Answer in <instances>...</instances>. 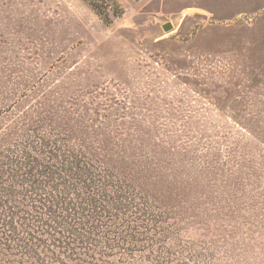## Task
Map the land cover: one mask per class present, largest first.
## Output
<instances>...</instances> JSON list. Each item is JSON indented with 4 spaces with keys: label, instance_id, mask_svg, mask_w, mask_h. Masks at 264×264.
Here are the masks:
<instances>
[{
    "label": "rangeland",
    "instance_id": "1",
    "mask_svg": "<svg viewBox=\"0 0 264 264\" xmlns=\"http://www.w3.org/2000/svg\"><path fill=\"white\" fill-rule=\"evenodd\" d=\"M117 2L0 0V149L120 166L155 238L113 264H264V0Z\"/></svg>",
    "mask_w": 264,
    "mask_h": 264
},
{
    "label": "trees",
    "instance_id": "2",
    "mask_svg": "<svg viewBox=\"0 0 264 264\" xmlns=\"http://www.w3.org/2000/svg\"><path fill=\"white\" fill-rule=\"evenodd\" d=\"M87 1L106 17L118 5ZM47 126L0 149V264H113L154 239L120 166Z\"/></svg>",
    "mask_w": 264,
    "mask_h": 264
},
{
    "label": "water",
    "instance_id": "3",
    "mask_svg": "<svg viewBox=\"0 0 264 264\" xmlns=\"http://www.w3.org/2000/svg\"><path fill=\"white\" fill-rule=\"evenodd\" d=\"M163 27H164L165 30H170L172 28V24L171 23H166V24H164Z\"/></svg>",
    "mask_w": 264,
    "mask_h": 264
}]
</instances>
